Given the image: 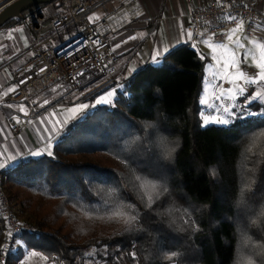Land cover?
Segmentation results:
<instances>
[{"label": "trees", "instance_id": "trees-1", "mask_svg": "<svg viewBox=\"0 0 264 264\" xmlns=\"http://www.w3.org/2000/svg\"><path fill=\"white\" fill-rule=\"evenodd\" d=\"M202 71L197 49L180 45L137 70L112 105L68 124L51 156L3 170L11 199L36 218L9 264L28 250L59 264L93 251L107 264H264V115L203 127ZM137 175L167 188L151 207ZM127 205L136 222L110 218ZM5 231L0 214V254Z\"/></svg>", "mask_w": 264, "mask_h": 264}, {"label": "crops", "instance_id": "crops-1", "mask_svg": "<svg viewBox=\"0 0 264 264\" xmlns=\"http://www.w3.org/2000/svg\"><path fill=\"white\" fill-rule=\"evenodd\" d=\"M5 1L0 0V6ZM221 1L107 0L93 11L90 17L93 21L109 17L110 32L107 38L118 63L112 73L89 82L86 89L95 91L98 87L104 88L94 97L108 89L119 91L140 68L149 64H162L166 56L180 45L192 46L201 42L194 40L193 32L189 28V10L192 7ZM61 13V7L56 0L44 7L43 19L39 21L38 29L29 22H36L38 16L27 17L20 24L0 28V163L4 164V167H0L2 171L47 154L44 150L49 143L52 145V151L57 136L67 125L88 112L87 108L76 113L69 111L82 101L73 92L60 95L58 85L36 94L31 101L9 99L16 90L15 69L29 62L30 45L37 36L50 32L49 21ZM243 31L246 32L245 24ZM189 32L192 33L191 40L186 35ZM164 48L168 51L158 58L159 63H153L156 51ZM130 68H135V71L129 72ZM42 101L47 103H44V106L38 105ZM21 107L30 114L29 125L25 131L15 135L10 130L8 118L14 114H25L20 111ZM33 152L42 154L33 156ZM9 156L13 159L9 160ZM15 203L17 205V202Z\"/></svg>", "mask_w": 264, "mask_h": 264}, {"label": "built area", "instance_id": "built-area-1", "mask_svg": "<svg viewBox=\"0 0 264 264\" xmlns=\"http://www.w3.org/2000/svg\"><path fill=\"white\" fill-rule=\"evenodd\" d=\"M106 1L58 0L61 15L49 21L51 30L48 34L37 36L30 45L29 62L17 66L14 71L16 90L9 96L11 101H31L33 96L54 85L59 86L60 95L73 92L79 96L80 101H89L94 91L87 90L86 85L100 76L112 73L118 63L107 38L110 32L109 17L98 21L90 19L91 13ZM188 15L189 28L196 41L226 42L227 34L239 21H243L250 37L264 39V0H222L220 3L192 7ZM41 19L43 14L38 16L36 22H29L38 29ZM63 33L67 39L65 42L61 39ZM57 41L61 42L58 46ZM243 70L248 71V68L244 66ZM249 72L253 74V71ZM44 103L42 101L38 105L44 106ZM29 119L30 114L9 116L8 124L12 133L17 135L25 131ZM0 214L6 223L0 264H9L18 235L25 230H35V225L27 218V212L22 213L16 209L2 170Z\"/></svg>", "mask_w": 264, "mask_h": 264}, {"label": "rangeland", "instance_id": "rangeland-1", "mask_svg": "<svg viewBox=\"0 0 264 264\" xmlns=\"http://www.w3.org/2000/svg\"><path fill=\"white\" fill-rule=\"evenodd\" d=\"M91 18V17H90ZM92 20V19H91ZM72 31L76 32L77 29H73ZM246 37L247 39H244ZM61 39L65 42L67 39L65 37V33L61 34ZM240 39V42L244 45V47L235 48L234 44L231 41L226 42H214L208 41L209 43L216 44H226L230 49L235 51V56L237 61H239L238 68L239 71L244 72L248 77H254L258 74V69L255 67V61L253 59V55L258 59L259 50L254 48L249 41L250 40H259L264 42V39L253 38L250 37L243 29L238 31L236 35L233 37V40ZM202 40L197 44L192 45L199 52L200 59L201 56L204 58L201 59L203 61V71H202V79H201V92H200V105L201 109V119L203 124L204 117L211 116H220L222 114L221 109L224 106H228L232 109L233 112H236L238 116H243L244 118L235 119L231 124H236L242 122L248 118H253L257 116L264 115V100L259 98H254L257 92L264 94V81H258L255 84L245 83L244 80H235L233 83H229L228 79L224 78V62L230 59L228 53L225 52L224 49L217 48L215 51L210 49ZM61 43V42H60ZM57 41L56 46L60 44ZM56 46L54 48H56ZM246 66L248 71L243 70V67ZM229 74L234 75L236 69H229ZM249 71H253L251 74ZM239 85L244 89L243 92H240L239 89L235 85ZM103 87H98L92 94H90V98L88 102H81L78 105L86 104L88 105L87 111L93 110L101 105H112L114 100L117 97L118 90L117 89H108L103 93H100L96 97H94L98 92L103 90ZM232 89L235 95L226 94L221 97L222 90ZM90 90V89H88ZM109 92L113 93V96L110 97L111 103H97V101L101 97H105ZM78 96V95H77ZM79 98V96H78ZM202 98L205 100V103H202ZM92 99V101H91ZM80 100V99H79ZM93 102V103H92ZM77 105V106H78ZM209 125H218V126H228V125H220V124H212ZM206 127V126H203ZM9 192V191H8ZM10 194V193H9ZM16 209L22 213L27 212V218L30 219L35 225V216L27 209L21 208L16 200H12ZM19 240L16 242V247ZM21 242V241H19ZM15 247V248H16ZM36 253V255H31V253ZM98 252H91L92 258L86 260L85 264H107L105 260H103ZM1 255V254H0ZM18 264H59L50 262L46 255L37 252L35 250H28L26 255L22 261Z\"/></svg>", "mask_w": 264, "mask_h": 264}, {"label": "snow or ice", "instance_id": "snow-or-ice-1", "mask_svg": "<svg viewBox=\"0 0 264 264\" xmlns=\"http://www.w3.org/2000/svg\"><path fill=\"white\" fill-rule=\"evenodd\" d=\"M91 19V18H90ZM230 19H235L234 17H231ZM243 29V21H239L237 22V26L233 29L230 30V32L227 34V39L228 41H231L235 48H240V47H244V45L240 42V39H236L233 40V37L236 35V33L238 31H241ZM187 38L189 40L192 39V33L189 32L186 34ZM244 39H247L246 37H244ZM210 49H212L213 51H215L217 48L219 49H224L226 53L229 54L230 59L226 60L224 62V78L228 79L229 83H233L235 80H244L245 83H251V84H255L258 81H264V42L259 41V40H250L249 43L256 49L259 50V57L258 59L255 57V55H253V59L255 61V67L258 69V74L254 77H248L244 72L239 71L238 68V64L239 61H237L236 56H235V51L233 49H230L228 47V45L220 43V44H216L213 45L211 43H209L207 40L203 41ZM168 49L164 48L162 50H157L155 56L153 57V63H159V57L161 55H163L165 52H167ZM204 57L201 56V59H203ZM229 69H236L234 75H230L229 74ZM44 69H41V71H43ZM135 71V68H130L129 72H133ZM240 92H243L244 89L241 88L238 84L235 85ZM12 89H10L11 91ZM226 94H232L233 96L235 95V93L233 92L232 89H228L226 90H222L221 91V97L226 95ZM113 96L112 92H109L105 97H101L97 103H105V104H109L111 103L110 97ZM254 98H259L261 100H264V94L257 92L256 96ZM202 103H205V100L202 98ZM45 103H47V101H45ZM9 107H11V105H9ZM88 105L86 104H81L78 105L77 107L70 109L69 111L76 113L78 111H82L83 109L87 108ZM21 112H25L26 110L21 107L20 108ZM222 114L220 116H211L209 117H204L203 118V124L202 126H207L209 123L212 124H220V125H228L231 124L235 119H242L244 118L243 116H238L236 112H233L232 109L228 106H224L221 109ZM19 122V120L17 121ZM256 146V145H250L248 147V151H252V148ZM51 143L48 144L47 148L44 151H47V154L49 156L52 155V151H51ZM41 152H33L32 155L33 156H39L41 155ZM9 160L13 159V157L9 156L8 157ZM0 167H4L3 163H0ZM135 180L139 182V188L143 191L144 193V197L146 198V206L151 207L152 204L156 201V199L159 198V196L161 195L162 191H167V188L165 186H163L160 182L158 181H153V180H149L148 178L142 177V176H135ZM249 188V185H243L241 187V191H240V197H241V201L242 202V198L244 195V192L246 189ZM131 208V205H127V206H121L120 209H118L117 211H115L112 216L110 217L111 219H118V220H122L126 225H131L134 222L137 221L138 217L135 213H132L130 211H125L124 208ZM185 223H188V220L185 219L184 221ZM21 243L22 242H19ZM31 255H36V253H31ZM178 255V253H171L169 254V259L172 260L174 259L176 256ZM250 264H258L257 261H255L254 259L250 261Z\"/></svg>", "mask_w": 264, "mask_h": 264}, {"label": "water", "instance_id": "water-1", "mask_svg": "<svg viewBox=\"0 0 264 264\" xmlns=\"http://www.w3.org/2000/svg\"><path fill=\"white\" fill-rule=\"evenodd\" d=\"M54 0H6L0 6V28L13 18H23V12L29 8L51 3ZM38 14L42 15L40 8Z\"/></svg>", "mask_w": 264, "mask_h": 264}]
</instances>
